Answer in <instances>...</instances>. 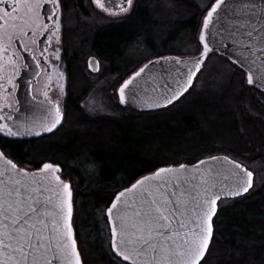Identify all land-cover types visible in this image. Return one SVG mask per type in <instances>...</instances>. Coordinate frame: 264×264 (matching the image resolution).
Here are the masks:
<instances>
[{
    "label": "rangeland",
    "instance_id": "374dc122",
    "mask_svg": "<svg viewBox=\"0 0 264 264\" xmlns=\"http://www.w3.org/2000/svg\"><path fill=\"white\" fill-rule=\"evenodd\" d=\"M65 1L69 5L63 22L67 113L62 127L46 141L49 144L41 143L38 148L65 151L57 152L55 158L45 153L40 163L53 157L64 177L74 182V230L82 261L124 264L110 251L106 203L84 205L86 194L104 186L118 190L151 165L191 164L211 156H227L244 165L253 172L254 185L243 202L236 201L246 205L240 211L245 218L241 233L251 239L234 235L231 216L236 202L222 201L208 264H236L253 254L255 244L264 250V98L238 82L239 71L234 66L220 56H210L191 92L162 112L167 117L159 124L155 119H162V113L135 115L117 104L119 83L144 61L164 53H199L197 35L208 0H136L135 9L117 20L100 17L89 0H83V11L76 8L80 7L76 0ZM89 57L100 62L97 74L87 70ZM163 145L170 149L160 155ZM109 153L120 154L124 167L115 172L109 168L102 173L93 171L87 161ZM127 157L150 164L133 168Z\"/></svg>",
    "mask_w": 264,
    "mask_h": 264
},
{
    "label": "snow or ice",
    "instance_id": "6c2138e0",
    "mask_svg": "<svg viewBox=\"0 0 264 264\" xmlns=\"http://www.w3.org/2000/svg\"><path fill=\"white\" fill-rule=\"evenodd\" d=\"M0 3L6 9L3 17H0V23L13 30L6 33L5 38L8 40H17V32L31 35L32 27L25 25L48 33L53 29L48 27L47 21L53 20L55 31L63 28L65 0H20L19 3L13 0L11 4L7 0H0ZM91 3L96 8L108 11L103 0H91ZM133 6L134 0H121L118 5H113L111 14L128 15ZM244 6L251 10L256 8L251 0H245ZM37 8L42 9V12L36 13ZM205 11L198 40L203 51L199 58L192 61L195 72L201 71L210 53L227 48L211 46L209 28L216 22L214 17L219 20L228 16L232 6L228 0H208ZM41 14L44 15V21L37 23ZM228 18L232 19L231 16ZM261 19H264V15ZM254 34L255 29H244L242 36L246 37L247 42L241 44L235 29L229 33L237 50L249 53L248 57L232 55L230 59L238 67V82L243 85L246 80L248 86L264 95V73L257 77V70L253 67L256 64L254 49L257 46L253 41ZM260 43L264 46V37ZM261 50L264 51V47ZM88 66L93 71H99V61L96 59H91ZM259 67L264 68V57ZM146 68L147 64L123 81L119 88L121 103L127 102L126 95L135 96L133 86ZM195 72H190L187 86L178 84L176 90L169 86L171 94L164 95L163 103H156L155 107L167 108L180 100L191 87ZM66 113L67 109L62 111L57 104L55 116L41 124L43 132L59 130ZM42 134L35 133L37 136ZM4 135L17 137L20 133L7 128ZM3 148L0 145V159L6 160L11 172L7 180H0V264H85L74 235V182L64 177L62 166L56 163H44L38 173L19 169L16 163L7 159L8 154ZM127 159L132 162L130 166L133 168H144L150 164L148 160ZM210 159L216 161L220 158ZM123 160L120 154L109 153L103 157L93 155L87 162L93 171L102 173L105 168L113 172L123 168ZM223 160L231 165L226 171H217L214 175L197 171L190 178H182L183 173L188 171L185 164H179L178 167L151 165L146 168L150 175L143 176L130 188L116 194L107 208V223L111 226V253L122 257L124 261L131 260L132 264H137V257L142 258V264H208L207 256L216 244V219L221 202L243 197L254 185L252 171L229 160L227 156ZM204 163L199 161L193 167L198 169ZM230 179L229 185L227 182Z\"/></svg>",
    "mask_w": 264,
    "mask_h": 264
},
{
    "label": "water",
    "instance_id": "95a60500",
    "mask_svg": "<svg viewBox=\"0 0 264 264\" xmlns=\"http://www.w3.org/2000/svg\"><path fill=\"white\" fill-rule=\"evenodd\" d=\"M103 2H106L107 7H108L107 12L111 14L113 10V5L114 4L118 5L119 3H121V0H103ZM228 2L232 6V11L228 13V16H231L232 19H229L228 16H223L222 19L217 20L214 17V20L216 22L210 25V28H209V32H210L209 40L211 42V46L216 47L218 49H221L223 46H227V48L226 50H217L215 53H210L209 56L218 55L226 59L230 63H231L230 58L232 55L248 57L249 53L247 51L237 50L235 44L232 41V36H230L229 33L232 32L233 29H235L237 39H239L240 43L243 44L247 42L246 37L242 36L243 30L247 29L248 31H252L253 29H255L253 41L256 42L257 46L254 49V58L256 60V64L253 65V67L257 70L256 75L258 77L259 74L264 73V68L259 67L261 58L264 57V51L261 50L262 47L264 46H262L260 43L261 38L264 37V19H261V16L264 15V0H251V3H254L256 5L255 10L246 9L244 6L245 0H228ZM122 14L123 13H117L115 15L117 16V15H122ZM202 21H203V18L201 20L200 28L198 31L197 41L199 40V36L201 34ZM224 29H228V31H225ZM199 46H200V52L196 56H165V57L151 60L153 63H149L148 61L147 63L143 64L141 67L147 64L148 68H146L145 72L142 73L141 76L138 77L137 80L135 81V84L133 86V91L135 92L134 97L130 95H126L127 102L121 103L120 97H119L120 87L118 88L117 98H118L119 105L124 108L132 109L139 113L160 112V111H164L170 108L171 106H173L174 104L169 105L167 108H162V107H155V104L163 103L162 97L164 95L171 94L169 86H171V89L173 90H176L178 88V84L180 86H187V80H188V76L190 72H195V65L192 63V61L195 58H199L200 53L203 51L202 45L199 44ZM91 59H96V58L91 57L87 60V69L90 73L96 74L99 71H93L88 66L89 61ZM177 61H185L187 63L178 64ZM25 62H26V70L23 74L24 84H23V87L20 89V92H19L20 97L18 98L20 108L18 112L14 113L13 115L14 117L13 124H8V125L3 124L2 125L4 129L12 128L13 130L20 133V135H18L17 137H12V139L21 140V141L38 139V138H42V137L52 134L53 132L51 133L43 132L41 124L47 123L48 120H50L51 118L55 116V106L53 105L49 106V104L43 103L42 101L38 102V101L32 100L30 96V85H31V82L37 76V72L33 66L32 60L25 59ZM234 66L238 69L237 65H234ZM139 68L136 71H138ZM199 72H195V75L192 77L191 87L184 94V96L180 98V100L183 97H185L188 94V92L191 90ZM134 73H132L131 75H133ZM245 83H246V80H245ZM254 89L257 90L256 88ZM36 132H42L43 134L41 136H37L35 135ZM213 157H219L220 159L216 161L211 160L210 157L201 159L199 161H205V163L203 165H199L198 169L194 168L193 166L198 165L199 161L192 165H186L188 168V171L183 173L182 178H185V177L190 178L193 175H196L197 171L205 175L209 173L214 175L217 171H226L227 169L231 167V165L227 164L223 160V157L225 156H213ZM229 160H232V159L229 158ZM42 167H43V164L41 165L39 169L34 170L32 172L38 173ZM175 167H178V166H175ZM17 168L22 169L18 166ZM10 172H11V169H10V166L7 165L6 160L0 159V180H7ZM147 175H150V173L144 176H147ZM142 177L138 179H141ZM227 184L229 185L231 184V179L227 182ZM130 187L131 185L127 188H130ZM121 191H124V189ZM131 198H134V197H130V199ZM238 198H241V197H237L235 199H238ZM114 199H115V196L112 199L111 203L114 201ZM228 200H233V199H228ZM111 203L109 204L108 207L111 206ZM105 215L108 220L107 209L105 210ZM108 226H109V233H110V239H111V226L109 224ZM114 256L126 264H132L131 260L124 261L122 257L116 256V255ZM136 259H137V264H142V258L137 257ZM58 264H60V262H58Z\"/></svg>",
    "mask_w": 264,
    "mask_h": 264
},
{
    "label": "flooded vegetation",
    "instance_id": "af4514ba",
    "mask_svg": "<svg viewBox=\"0 0 264 264\" xmlns=\"http://www.w3.org/2000/svg\"><path fill=\"white\" fill-rule=\"evenodd\" d=\"M76 1V6H80L76 8L83 11V0ZM7 2L11 4L13 3V0H7ZM16 2L19 3L20 0H16ZM89 2L92 10L100 17L117 20L122 16H126L125 14L114 16L107 11L96 8L95 5L91 3V0H89ZM135 2L136 0L134 1L132 11L135 9ZM67 5V2L65 1L64 11L66 10ZM5 10L6 9L3 4L0 3V17H3ZM7 10L11 11V9ZM35 11L36 13H41L42 9L37 8ZM21 13H23V9H21ZM42 21H44L43 14L40 15L37 23ZM47 24L49 28L53 29L52 32L45 33L43 29H37L31 25H25L26 27H32V34L23 35L21 32H17L16 35L18 36V39L13 41L5 38L6 33H11L13 31L12 28H6L3 23H0V129H3V131H0V140L2 141L5 140L20 144L41 140H14L12 137L4 135V131H6L7 128L4 129L2 127L3 124L8 125L14 123L13 115L18 112L20 108L18 98L20 97V89L24 84L23 74L26 70L25 59L32 60L33 66L37 72V76L30 85V96L32 100L38 102L42 101L43 103L49 104V106L53 105L55 107L58 104L62 111L66 107L68 99V71L66 49L63 45V28L61 31H55L56 24L53 20H48ZM153 58L148 59L147 61H150ZM156 58L159 57L157 56ZM140 66L141 64L132 69L131 72H129L119 83L116 89V99L119 108L135 115L143 114L120 106L117 98V90L123 81L134 73Z\"/></svg>",
    "mask_w": 264,
    "mask_h": 264
},
{
    "label": "trees",
    "instance_id": "16d2710c",
    "mask_svg": "<svg viewBox=\"0 0 264 264\" xmlns=\"http://www.w3.org/2000/svg\"><path fill=\"white\" fill-rule=\"evenodd\" d=\"M162 55H166L164 54H160L158 56H162ZM110 62V61H109ZM112 64V63H111ZM262 97V96H261ZM162 113V112H161ZM160 113V114H161ZM159 113H153L152 115H157ZM164 113H162L161 115H163ZM148 116H150L148 114ZM155 117V116H154ZM166 115H163L162 119H155V121H157V123L159 124L161 121L163 122L166 119ZM114 123V122H112ZM50 137H48V139H41V140H36V141H31V142H24V143H13V142H8V141H2L0 140V145H3L4 148L2 150L6 151V153L8 154L7 156H9L13 161H15L18 165L20 166H24V165H29L32 167V169H37L40 166V162L41 160H44V158H42V155L45 153H52L54 155V158L57 157V152H65V151H58L57 149H52L50 148V150L47 151H41L38 147L39 145L42 143V145H44L43 143H45L46 145L49 144L46 141L49 140ZM53 145V143H50V145ZM45 145V147H46ZM165 148H162V151H160V155L164 154V152H166L168 149L166 145H163ZM49 149V148H48ZM44 150V149H43ZM63 155V153H62ZM152 155V154H150ZM148 155V156H150ZM59 157V156H58ZM141 158V157H140ZM46 159V158H45ZM141 159H144L143 157ZM48 162H52V163H56L57 161L53 160V157L51 158V160H47ZM57 164V163H56ZM156 167H164L162 165H158L155 164ZM168 166V165H166ZM155 170V169H152ZM150 173V171L145 170L142 172H139L138 174H136L135 176H133L132 178H130L127 182L124 183L122 188H119L118 190L114 189L113 191H109L108 190V186H104L101 189H99L98 191H92L88 194H86L85 197V201H84V205L89 204L91 201L100 204L101 202H105L106 203V208L108 207V205L110 204L112 198L114 197V195L121 189L127 187L130 183H132L136 178L140 177L143 174H147ZM109 185V184H108ZM102 199H104V201H102ZM244 198H240V199H236V201L239 202H243ZM236 208L233 210L232 213V220H233V224L231 225L232 229H235L236 234H234L237 237L243 238V239H248V241L251 239V237L248 236H244L243 233H241V231L244 228V222H245V218L240 216V211H242V209H244V207L246 205H242V204H237L236 202ZM229 213V212H228ZM230 216V214H229ZM228 232V231H227ZM223 246V244H221ZM226 246V244H224ZM231 250H234L235 252L237 251L236 248L234 249L233 246H231ZM241 248H243V246L241 245ZM223 249L227 250L224 246ZM230 250V249H229ZM253 250V254L247 256V257H241L236 264H264V250L262 249V246H258L256 247L253 246L252 248ZM228 251V250H227ZM223 252V250L221 251ZM114 257V256H113ZM84 262V261H83ZM88 262H85V264H87Z\"/></svg>",
    "mask_w": 264,
    "mask_h": 264
}]
</instances>
